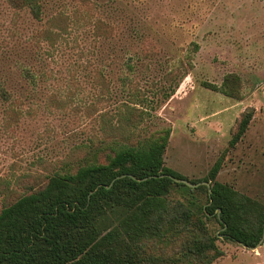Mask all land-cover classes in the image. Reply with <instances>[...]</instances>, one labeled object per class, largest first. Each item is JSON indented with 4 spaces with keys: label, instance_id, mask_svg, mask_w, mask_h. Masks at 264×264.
Here are the masks:
<instances>
[{
    "label": "rangeland",
    "instance_id": "1",
    "mask_svg": "<svg viewBox=\"0 0 264 264\" xmlns=\"http://www.w3.org/2000/svg\"><path fill=\"white\" fill-rule=\"evenodd\" d=\"M42 5L39 19L0 0V211L52 174L107 162L112 140L137 146L165 127L167 166L201 180L225 155L218 179L264 201V0ZM132 107L144 114L131 118ZM208 226L224 251L214 264H264V243L247 248Z\"/></svg>",
    "mask_w": 264,
    "mask_h": 264
},
{
    "label": "trees",
    "instance_id": "2",
    "mask_svg": "<svg viewBox=\"0 0 264 264\" xmlns=\"http://www.w3.org/2000/svg\"><path fill=\"white\" fill-rule=\"evenodd\" d=\"M9 2L43 15L42 0ZM0 93L8 98L4 87ZM129 110L133 119L144 114ZM254 116V109L243 113L229 150L243 140ZM171 134V127L162 128L137 146L112 140L107 162L52 174L4 206L0 264H214L224 251L208 226L212 219L225 239L256 247L264 238V201L218 179L225 155L204 179L191 180L211 187L172 179L188 178L165 163Z\"/></svg>",
    "mask_w": 264,
    "mask_h": 264
},
{
    "label": "water",
    "instance_id": "3",
    "mask_svg": "<svg viewBox=\"0 0 264 264\" xmlns=\"http://www.w3.org/2000/svg\"><path fill=\"white\" fill-rule=\"evenodd\" d=\"M171 178L174 179L175 181L179 182V183L187 184L188 186L193 187V188L198 187L200 185H207L208 187H211V183L208 182V181H201V182H198V183H193V182H191L188 179L177 178L175 176H171ZM210 191H211V188H210ZM263 243H264V238L262 239V241L256 247H254L252 249H256L257 247L263 245ZM244 246L249 248L247 245H244Z\"/></svg>",
    "mask_w": 264,
    "mask_h": 264
}]
</instances>
